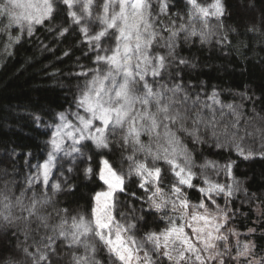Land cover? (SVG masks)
I'll use <instances>...</instances> for the list:
<instances>
[{
  "label": "trees",
  "instance_id": "1",
  "mask_svg": "<svg viewBox=\"0 0 264 264\" xmlns=\"http://www.w3.org/2000/svg\"><path fill=\"white\" fill-rule=\"evenodd\" d=\"M198 2L207 5L213 0ZM4 3L0 0V4ZM55 5L53 18L38 25L31 36L26 30L21 32L18 25L9 26V17L0 15V213H10L13 219L9 226L0 217V264H34L23 251L25 247L29 252H35L37 247L48 251L44 249L46 238L59 231L63 218L67 217L70 224L72 216L92 212L94 194L104 186L98 175L102 157L108 158L125 177L124 190L117 194L116 214L120 218L123 211L132 215L135 230L141 235L168 228L171 220L167 210H157L147 202L151 187H140L136 164L143 162L152 167L154 163L161 169L159 186L164 196L172 195L173 184L180 187L172 166L165 160L153 162L151 155L134 151L131 144L123 145L121 135L113 137L111 132L109 149L86 141L84 161L64 157L56 164L47 185L32 179L46 156L59 113L73 104L83 84L82 74L91 68L93 59L81 27L72 22L67 6L62 0H55ZM164 5V10L156 11L155 29L159 35L151 51L166 56L169 30H178L181 25L185 30L174 37L176 59L169 57L160 76L146 79L153 91H164V96L171 98L173 113L178 112L182 118L170 128L189 150L194 175L192 187L181 185V197L189 202L202 200L205 194L200 189L208 166L231 162L228 185L239 190L231 196L234 211L229 220H236L241 229L257 228L256 250L264 252V0H222L223 15L210 17L207 27L200 19L190 21L188 0H166ZM193 26L195 35L191 34ZM65 27L68 31L61 35ZM9 34L19 36V41L9 40ZM179 59L186 63H179ZM177 84L181 90L175 95L166 91ZM194 120L198 122L194 124ZM181 123L189 132L195 129V136L202 142L194 143V136L179 130ZM233 124L237 127L233 128ZM159 131L162 144L163 127ZM234 132L238 134L233 136ZM140 141L151 144L156 151L154 136L142 134ZM237 145L245 155L240 154ZM249 152L252 155L247 156ZM88 167L93 171L86 175ZM57 183L60 190L53 188ZM18 198L21 204H17ZM33 198L39 203L36 215L29 216L24 208ZM256 202L261 207L260 216L253 208ZM5 204L10 208L5 209ZM239 208L243 213L234 217ZM54 246L55 253L48 251L51 264H74L73 252L84 253L82 246L68 248L63 238L56 239ZM96 248L101 264H119L100 241H96ZM259 254L264 257V253ZM232 262L229 257L224 264Z\"/></svg>",
  "mask_w": 264,
  "mask_h": 264
},
{
  "label": "snow or ice",
  "instance_id": "2",
  "mask_svg": "<svg viewBox=\"0 0 264 264\" xmlns=\"http://www.w3.org/2000/svg\"><path fill=\"white\" fill-rule=\"evenodd\" d=\"M188 2L192 9L189 12L190 21L200 19L205 27H207L210 17L218 18L223 15L224 9L221 0H213L212 3L207 5L201 4L198 0H188ZM62 3L69 9L68 15L74 24L80 25L82 21H99L102 27L95 34L89 36L87 26H82L81 31L90 43L95 44L97 49L106 53L110 51L111 55L97 54V63L103 62L106 64L108 66L107 71L99 68L94 70L95 74L81 90V94L76 101L77 108L83 109L85 115H80L79 112L75 113L78 123L72 124L63 113L60 114V120L63 123L57 126L56 133L51 141L53 152L49 154L48 161L43 165L45 185L48 182L55 153L62 150L58 139L61 137V129H70V131L64 132L63 135L72 139L74 152L80 151L76 145L85 140L93 141L97 148L109 149L108 133L111 132L115 135L116 130L120 129L123 145L131 144L134 151H145L147 155L153 157V162L159 159L165 160L172 166L175 176L178 177L179 185L192 187L191 180L194 173L191 171V154L170 128V124H176L182 118L178 112L173 113L171 98H166L164 91H153L146 79L149 74L154 77L160 76L167 63L170 62L169 57L176 59L173 53L175 47L174 37L177 36L179 31H184L185 26L181 25L180 29L175 31L169 30V42L166 44L169 51L166 56L159 53L154 54L151 49L159 34L152 20L151 5L148 0H103L102 12L97 13L95 16L92 12L94 0H62ZM77 4L80 5L79 13L73 10ZM55 7V0H5L4 4H0V15L9 17V26L12 24L18 25L21 32L26 30L27 34L31 36L35 25L43 24L45 20L53 18ZM162 7H166V5ZM15 9H23V11L17 13ZM109 30H112V34L115 36L116 46L114 49H100L99 41L102 37L108 35ZM67 31L68 28L65 27L60 34L63 35ZM191 34H196L194 26ZM201 36H203V33H201ZM8 38L16 42L20 39L19 36L12 37L10 34ZM178 62L181 64L186 63L183 59H179ZM141 88L143 89L142 94ZM180 90L178 84L171 89H166V91L172 92L173 95ZM185 99H187V96H185ZM166 100L167 102H165ZM153 105L155 111H151ZM228 107L231 108L232 106L229 105ZM165 121L168 123H165ZM197 122V120L193 121L194 124ZM238 122L239 115L237 116ZM161 127L164 129V143L162 144L159 143L161 139L159 129ZM232 127L236 128L237 124H233ZM179 130L194 136V143L202 142L199 136H195V129L189 132L181 123ZM145 133L156 138L155 152H153L151 144L146 145L140 141V136ZM237 134L236 132L232 133L233 136ZM213 135H215V132H213ZM217 146L222 145L218 144ZM237 150L241 155H245L239 145H237ZM250 155H252L251 152L247 154V156ZM181 157L183 158L182 163L179 162ZM129 159H132V157H129ZM101 164L98 175L100 180L107 185V190L95 194L92 218L85 220L82 215L79 217L72 216L70 224L67 217L63 218L60 225H58L59 231L46 238L47 243L44 248L55 253L56 239L63 238L67 242L68 248L74 246L84 248L83 254L78 255L73 252L72 260L74 264H101L100 260L96 258V246L87 241L88 235L91 234L98 238L110 256L119 264H134V262L135 264H154L153 256L149 254L144 244L137 243L135 238L125 235L130 229H134L136 225L121 224L116 221L113 215L115 207L113 195L117 190L123 191L124 176L117 172L108 159H102ZM231 168V162L225 165L229 176H231ZM92 171V168L88 167L85 169V174H91ZM135 171L141 177V188L146 185H152L155 188L153 195L149 197L153 206L157 210L166 206L168 201L163 197H161V203H157L154 199L158 193L163 192V189L159 186L161 183V169L156 167L154 163L152 167H149L146 163L141 162L136 164ZM205 183L209 184V187L207 189L201 188L200 191L207 195L209 199H211L212 192L217 195L224 194L231 197L235 191L239 190L238 187L234 188L233 185H221L207 180ZM60 187L58 183L53 185L56 190H60ZM69 188H71V185H69ZM172 194L179 200V207L187 209L188 201L181 199V188L176 184L172 185ZM16 202L17 204L22 203L19 198ZM212 202L215 203L214 200ZM37 203L39 202L33 198L30 206L24 208L29 216L36 215ZM44 203H47V200ZM171 203L175 211L178 205L176 201H171ZM10 206V204L4 205L5 209H9ZM199 207L205 208V205L201 203ZM217 207L219 208V206ZM205 211H207L206 208ZM65 212H67L66 209ZM0 217L7 222V225L11 226L13 224L10 213H0ZM40 219L43 221L45 218L40 217ZM192 219L204 221L203 227L193 228L194 238L185 233L184 226L177 225L173 220L170 221L171 227L163 232L146 234L145 242L152 244L154 254L167 258L172 264H191V262H195V264H212L213 261L224 264L223 256L225 253L230 252V248L226 243L228 235L221 233V229L229 220L228 211L220 210L219 219L213 216L211 220L215 221L214 224L210 223L207 216L198 217L193 215ZM65 225H68V228H65ZM188 226L191 227V225ZM209 228L211 230H207ZM229 233L236 235L234 230H229ZM82 237L84 239H81ZM218 241L225 242L223 251L218 247ZM237 248V256L247 257L251 254L248 244L244 245L242 251L239 250V246ZM23 251L33 258L34 264H40L41 261H47L48 264H51L48 251H42L39 247L36 248L35 252H29L27 247ZM236 258L232 257V259Z\"/></svg>",
  "mask_w": 264,
  "mask_h": 264
},
{
  "label": "rangeland",
  "instance_id": "3",
  "mask_svg": "<svg viewBox=\"0 0 264 264\" xmlns=\"http://www.w3.org/2000/svg\"><path fill=\"white\" fill-rule=\"evenodd\" d=\"M148 2L151 5L152 20L154 22V26H156V21H157L156 11H157V9H162V10L165 9L162 6L164 4H166V0H148ZM221 3H222V0H221ZM102 4H103V0H94V4L92 7V12H93L94 16L97 13L102 12V7H101ZM73 10H76L79 13L80 5L79 4L75 5ZM117 10H118V6H117ZM10 11H12V10L10 9ZM15 11L17 13H19V12H22L23 9H15ZM68 11H69V9H68ZM82 26H87L89 28V32H88L89 36L100 31L101 27H102V25L99 23L98 20H92L90 22L82 21L80 24V27H82ZM37 27H38V25H35V27L33 29V34L36 32ZM83 35H84V33H83ZM84 37H85L84 40L86 42L88 53H91L93 56L92 62L89 64V66H91V68L87 67L85 72L82 74L83 84L79 88L78 93L75 96L73 104L69 108H67L65 111L61 112L65 115L67 120L69 122H71L72 124L78 123L76 120V116L74 115L75 113L79 112L80 115H85L83 109L77 108L76 101L81 94V90L85 87L87 82L90 81L92 76L95 74L94 70L99 68V69H102L104 71H107L108 66L106 64H104L103 62L97 63V61H96L97 54L99 53V55H111L110 51L107 53L104 51H100L99 49H97L95 47L94 43H90L88 41V39L86 38L85 35H84ZM99 45H100V49H114L115 48L116 39H115V36L112 34V30H109L108 35L101 38V40L99 41ZM153 77L154 76L149 74L146 78H153ZM118 79H120V77H118ZM138 87H140V86L138 85ZM142 92H143V89L141 88V94H142ZM151 111H155L154 105L151 107ZM61 113H59V115L57 117V121L55 122L54 126L52 127L53 128L52 134H51V138H50V142L48 145L46 156H45L44 160L39 164V166L36 168V170L32 174V179L35 182H44L43 165L48 161L49 154L53 152V146H52L51 141L53 139L54 134L56 133L57 126L61 125L63 123L60 120V114ZM96 123L98 124L99 122H96ZM67 131H70V129H61V137L58 139L60 140L62 150L55 153V159H54L53 164L50 168L48 178L51 177V174L53 172L55 165L57 164V161L60 160L61 158L67 157L71 161H73V160L74 161L75 160L84 161L86 158L87 153H86V151H84V148H83L84 142L91 141V140L81 141L80 144L76 145V147H78L80 149V151L74 152L72 139L63 135V133L67 132ZM108 135L110 136V132L108 133ZM115 135H118L120 137L121 133L115 132ZM115 135H113V137ZM140 140H141V136H140ZM91 142H93V141H91ZM104 158H106V157H102L101 160ZM179 162L180 163L183 162L182 157L180 158ZM101 166H102V164H101ZM208 167H209V169L205 173L204 181L207 180V181H210L211 183H219L221 185H228L229 184L230 176L228 175V172L226 171L225 166H221V165L217 166L216 164H211ZM117 172L120 173L118 170H117ZM120 174H122V173H120ZM124 186H125V177H124V181H123V185H122L123 189H124ZM147 186L149 188L151 187L150 188L151 192L149 194V197H151L153 195V192L155 191V188L152 185H147ZM181 187L182 186L180 185V188ZM197 187L200 188V186H197ZM202 187L204 189H207L209 187V184L204 182L202 184ZM106 190H107V185L104 184L102 189L98 190L97 192L106 191ZM119 191L120 190H117L113 195V203H114L115 207H116V203H117V193ZM161 197H163L165 200L168 201L166 206H163L160 208V209H165L168 211V214H167L168 220H171V221L174 220L177 225L184 226L185 233H187L189 236H192L193 238H194L193 228H198V227L204 226V221L199 220V219L193 220L192 219L193 215H196L198 217L199 216H207V217H209L210 223L214 224L215 221H212L211 218L213 216H216L219 219L220 210L228 211L229 217H230V212L234 211L232 197H227L224 194L217 195L215 192L211 193V199H209V197L207 195H204V196H202V200H200L199 202H189L188 201L187 209L179 207V200H177V197L173 194L168 198V197L164 196L162 193H158L154 197V199L156 200L157 203H161ZM28 199H30L29 196H28ZM181 199H182V197H181ZM213 200L215 201V203L212 202ZM171 201H176V203L178 205V207L175 211L172 208ZM147 202L152 207H154L152 204V201L150 199ZM201 203H203L205 205V208L207 209V211H205V208L199 207V205ZM94 206H95V200H94ZM217 206H219V208ZM115 207H114L113 215L115 216L116 221H118L119 223L124 224V225L134 224V222L132 220L133 216L130 215L128 212L123 211L122 212L123 217L122 218L118 217L116 214V211H115ZM253 208L255 209L256 215L260 216L262 213L260 205L256 202L253 205ZM240 213H243V210L239 208L238 212H236V215L234 217H238ZM82 216H84L85 220H89L92 218V212L89 215H82ZM77 217H79V216H77ZM221 222H222V220H221ZM188 225H191V227H189ZM165 229H167V228H165ZM165 229H163L161 231H155V232L160 233V232H163ZM70 230L71 229H69V231ZM207 230H211V228H209ZM229 230H234L236 235H231L229 233ZM256 231H257V228H255L254 226H251L247 229H241L237 226L236 220H234V219L228 220V222L224 226V228L221 229V233L228 235V240L226 243H227L228 248H230V252L224 254L223 260L225 261L229 257L230 258L237 257L236 259H233L234 262H232L231 264H249V262H251V264H264V257L259 254V253H264V252H260V251L256 250V241L254 239V234H256ZM146 234H148V233H146ZM146 234L141 235L134 228V229H130L129 232L126 233L125 235L126 236H132L133 238H135L137 243H143L144 247L149 251V254L153 256L154 264H172V262L167 260V258L153 253L152 244L145 242ZM81 239H84V238L82 237ZM87 241L96 246V241H99V240L94 235L89 234L87 237ZM217 244H218V247L220 248V250L223 251L224 247H225V242L218 241ZM245 244L249 245V247L251 249V254L247 255V257L237 256V251H238L237 246H239V250L242 251ZM173 255H175V254L173 253ZM205 255H207V254L205 253ZM134 264H135V262H134ZM191 264H195V262H191ZM212 264H218V261H213Z\"/></svg>",
  "mask_w": 264,
  "mask_h": 264
}]
</instances>
